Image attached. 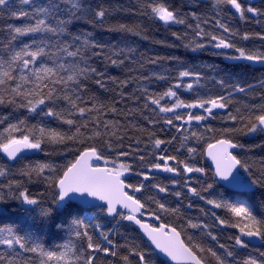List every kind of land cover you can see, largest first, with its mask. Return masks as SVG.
<instances>
[{"label": "snow or ice", "instance_id": "snow-or-ice-1", "mask_svg": "<svg viewBox=\"0 0 264 264\" xmlns=\"http://www.w3.org/2000/svg\"><path fill=\"white\" fill-rule=\"evenodd\" d=\"M187 7L182 0H137L129 8L96 0H0V204L19 202L27 223L0 226V264H264V212L252 210L264 206V156L249 155L238 139L264 135V76L259 93L243 77H213L214 93L195 69L105 81L94 64L103 57L106 66L131 64L137 67L130 71L140 72L176 59L141 54L138 60L135 48L98 38L99 31L149 39L139 24L112 20L124 13L182 25L190 32L171 35L193 52L232 50L226 58L242 70L264 69V45L234 42L237 36L264 42V32L240 34L223 19L231 14L264 25V0H214L212 28L227 35L201 27L210 21L195 0ZM145 81L170 86L150 91ZM130 83L137 86L126 96ZM90 84L115 95L104 99ZM182 87L194 98L181 99ZM37 181L45 191L32 194L27 185ZM194 201L208 206L199 207L195 221L182 211ZM145 213L159 223L143 222ZM107 224L114 227L106 230ZM120 227L138 229L141 242H115Z\"/></svg>", "mask_w": 264, "mask_h": 264}, {"label": "trees", "instance_id": "trees-1", "mask_svg": "<svg viewBox=\"0 0 264 264\" xmlns=\"http://www.w3.org/2000/svg\"><path fill=\"white\" fill-rule=\"evenodd\" d=\"M96 2L104 3L106 6L112 7H123L129 8L134 7L137 4V0H96ZM146 2V0H145ZM163 2V0H162ZM185 5L189 7L185 8V11H191V5L193 0H182ZM196 3L200 5L197 11L202 15L204 19H208L210 23L202 24L201 27L205 28L206 31H213L216 34L220 35L223 34L222 30L212 28V18L214 17L215 13L212 9L211 5L214 0H195ZM224 21L228 24L229 28L237 31L240 34L245 32L247 33H256V32H264V25L256 24L254 20L248 21H241L237 16H232L231 14L225 15L223 17ZM112 20H120L122 22H128L133 24H139L141 28L144 30V33L148 35L149 39L144 40L137 36L132 35H122L119 33H107V32H99L98 30V38L102 39L106 43L115 44L118 46H127L135 48L136 57L137 59H141V54H143L144 58L148 57H176V59H164L160 60L157 65H150L146 64L145 69L141 70L140 72H132L130 71L131 68L137 67L136 65L129 64L126 68L120 69L112 67L110 64L106 66V62L104 61L103 57L95 58L94 64L100 70L105 72L104 80L107 81L109 76H116L119 79H130L134 75H150L152 71H163L165 68L169 69V75L171 77H175L178 75L179 70L184 69H195L200 71L206 78V82L212 87L213 92H219V89L215 87L212 83V78L215 77L216 79L224 78L226 80H239L240 77H243L244 81L253 83L257 85V93H259L260 89L258 87L260 78L264 76V69L261 66H252V68L248 71L242 70L240 67L237 66V62L228 63L226 61V55L234 54L232 50H221V49H214L210 46L205 50L199 51H191V49H186L183 47V43L181 41L175 40V38L171 35L173 31H179L183 33L184 31H189L185 29L182 25H173L170 28L168 26H164L163 22L154 21L150 19L147 15H128L124 13H119L116 16L112 17ZM19 23V22H17ZM194 23V22H193ZM84 31H91L92 29L90 26L85 25L81 22L79 25ZM227 35V34H223ZM154 41H165L166 43L174 44L175 47L169 48L165 47L164 44L155 43ZM207 42V41H206ZM234 42L237 45L247 44L251 47H261L264 45V42H261L257 38H252L249 41L245 42L240 40L239 36L234 38ZM175 79L171 80V83H176ZM192 82L190 79L186 78L184 83ZM139 83V82H137ZM144 83H149L150 91H158L163 90L166 86H170L165 82H158L152 81L148 82L145 81ZM110 87H114L113 85H109ZM137 84L130 83L128 88L124 89L125 95L127 96L130 92L134 91ZM89 87L97 92L102 98L110 100L115 94L111 92H104L102 89H99L97 85L90 84ZM226 94V93H225ZM138 95V93H137ZM178 95L181 99L189 100L194 98L192 92L186 91L183 87L178 90ZM236 100L240 101L241 104L246 102L247 98L243 97L242 94H237ZM255 102V101H253ZM127 107H134L131 102H126ZM117 107L123 110L125 108L124 104H117ZM6 111L7 110H3ZM185 111V110H181ZM199 111V110H196ZM219 112V110H216ZM121 123L124 122L123 117H119ZM129 120L136 119L131 115L128 116ZM143 123L142 120L139 121ZM180 123V122H177ZM215 126H221L220 121H213L212 122ZM150 127L148 125H145ZM159 127V126H158ZM131 135V133H129ZM158 135L163 136L162 133L158 132ZM240 143L245 145V151L249 148L251 149L248 152L249 155L253 156L254 158H259L264 156V148L258 147V145H264V135L262 134H253L247 136H239L238 137ZM145 142H147V138L145 137ZM127 144L128 141H125ZM173 154H175V148L171 149ZM38 159H59L58 157H43V154H39L37 157ZM183 158V157H182ZM103 164V161H101ZM119 162H128L127 157H120ZM204 163L203 160L200 161ZM166 175V174H162ZM30 192L32 194H37L40 192H44L46 185L37 182H33L27 185ZM222 191V190H221ZM139 195V194H137ZM207 195V194H206ZM238 199H243L242 197H238ZM262 197L258 194L255 197V202L257 205H260ZM186 203V202H185ZM26 207V206H25ZM199 207H205L207 210L208 206H205L203 201H194V205L192 209H187L186 207L182 206V211L184 212V216L186 218H191L193 221L200 215ZM6 209L7 214L4 215L0 213V226H4L8 223L19 224L22 229L27 227V223L25 222V213L23 209L20 207L19 202L10 201L8 204H0V210ZM254 212H264V206L258 208H252ZM218 214L220 210H217ZM148 214V213H147ZM171 220V218H169ZM127 224L126 222H124ZM33 227H36L33 225ZM114 227L113 224H107L106 230L112 229ZM234 231V230H232ZM135 237L136 242L140 243V234L137 231H131L130 229H126L124 227L119 228V232L113 231L112 239L118 243H124L126 239H131ZM67 235L65 234L62 239L59 241L60 243L65 242L67 240ZM47 246V245H46ZM2 250V249H0Z\"/></svg>", "mask_w": 264, "mask_h": 264}, {"label": "water", "instance_id": "water-1", "mask_svg": "<svg viewBox=\"0 0 264 264\" xmlns=\"http://www.w3.org/2000/svg\"><path fill=\"white\" fill-rule=\"evenodd\" d=\"M251 2L258 3V0H251ZM226 61L228 63L235 62V61H232V60H229V59H226ZM252 66H260V65L257 64V65H252ZM101 164H102V162H101ZM142 219H143V222H145V223H150V224H158L159 223V221H155V220L151 219V217L147 213L144 214ZM126 223H129V222H126ZM137 232L140 234V236H142V232H139L138 229H137Z\"/></svg>", "mask_w": 264, "mask_h": 264}]
</instances>
